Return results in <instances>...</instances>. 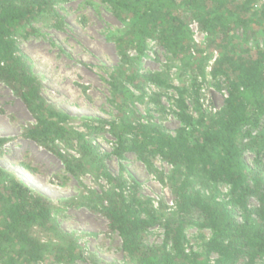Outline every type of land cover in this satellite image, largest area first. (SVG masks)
<instances>
[{
    "label": "trees",
    "instance_id": "trees-1",
    "mask_svg": "<svg viewBox=\"0 0 264 264\" xmlns=\"http://www.w3.org/2000/svg\"><path fill=\"white\" fill-rule=\"evenodd\" d=\"M70 1L0 0V83L35 120L23 138L54 154L71 177L89 173L109 185L89 191L71 206L82 205L102 216L133 264H211L212 254L217 256L214 264L264 263V47L255 41L257 33L264 35V11L251 13L252 0H95L123 26L110 37L120 61L109 84L117 118L86 119L81 132L69 127L67 113L41 96L36 77L17 55L15 39L20 30ZM193 23L205 34L203 46L192 41ZM150 44L164 51L167 67L178 61L201 78L216 51L210 77L225 83L222 107L203 113L195 100L194 118L187 90L175 88L173 114L179 127L174 133L137 115L129 119L132 88L141 91L145 83L171 88L163 73L140 68L139 61L153 50ZM151 101L159 105L158 96ZM99 133L112 138L109 153L92 142ZM6 142L0 138V148ZM56 142L74 146L76 155L60 151ZM126 154L135 155L149 171L155 157L172 168L167 183L173 209L162 204L155 208L136 186L108 170V157L120 160ZM56 205L0 167V264H114L59 227L53 217ZM189 227L211 233L201 243L204 254L190 247L185 234ZM154 228L163 231L160 246L145 242ZM35 230L50 235V241L43 243Z\"/></svg>",
    "mask_w": 264,
    "mask_h": 264
},
{
    "label": "rangeland",
    "instance_id": "rangeland-1",
    "mask_svg": "<svg viewBox=\"0 0 264 264\" xmlns=\"http://www.w3.org/2000/svg\"><path fill=\"white\" fill-rule=\"evenodd\" d=\"M122 28L104 4L95 0H72L57 5L54 14L40 17L15 36L17 55L36 77L41 96L69 115L70 128L85 132L86 119L111 121L117 118L109 84L120 61L110 37ZM255 41L264 47V35L257 33ZM150 46L153 50L139 61L140 68L163 73L171 88L148 83L141 91L132 88L135 98L133 105L129 104L126 109L129 119L137 115L174 133L179 127L173 114L176 111L175 88L187 90L188 111L194 118L198 116L195 100L203 113L222 107L227 93L225 83L216 84L211 79L208 63L203 78L193 76L181 68L178 61L167 67L164 51ZM193 90H197L196 96L192 94ZM155 96H158L159 105L151 101ZM34 123L22 101L0 83V138L7 140L0 148V167L15 172L30 187L56 201L55 222L73 234L86 250L107 262L133 264L123 250L121 239L109 231L102 216L91 213L82 205L71 206V202L77 203L89 191L100 192L109 185L89 173L71 177L54 154L23 138L24 130ZM91 140L101 151H111L113 140L107 134L99 133ZM55 145L62 152L76 155L74 146L67 147L59 142ZM246 158L248 162L253 159L248 154ZM151 163L153 171L132 154H126L120 160L115 157L106 160L108 170L114 176H122L130 185L136 186L142 197L151 199L155 208L162 204L173 209L174 199L167 183L172 168L159 157ZM222 191L226 193V189L222 188ZM35 233L43 243L51 239L42 231L35 230ZM185 234L193 251L204 254L201 243L203 239L208 240L211 233L189 227ZM162 241L163 231L159 228L151 229L145 235L148 245L160 246ZM216 259L214 254L209 256L211 264ZM46 264L51 262L46 260Z\"/></svg>",
    "mask_w": 264,
    "mask_h": 264
},
{
    "label": "built area",
    "instance_id": "built-area-1",
    "mask_svg": "<svg viewBox=\"0 0 264 264\" xmlns=\"http://www.w3.org/2000/svg\"><path fill=\"white\" fill-rule=\"evenodd\" d=\"M238 2H245L246 0H237ZM250 11L251 13L255 12H261L264 11V0H252L250 4ZM191 33H192V39L194 40V44L197 46H203L205 34L197 27L195 23L190 24L189 26ZM218 54L216 51L211 52L210 58L208 61L207 71L210 72L211 68L217 58ZM227 97V93L225 98Z\"/></svg>",
    "mask_w": 264,
    "mask_h": 264
}]
</instances>
